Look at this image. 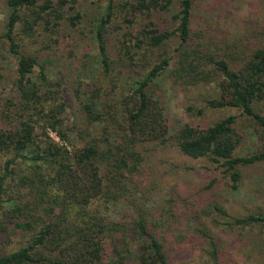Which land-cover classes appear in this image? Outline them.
Returning a JSON list of instances; mask_svg holds the SVG:
<instances>
[{
	"label": "trees",
	"instance_id": "obj_1",
	"mask_svg": "<svg viewBox=\"0 0 264 264\" xmlns=\"http://www.w3.org/2000/svg\"><path fill=\"white\" fill-rule=\"evenodd\" d=\"M107 1L96 31L106 67L105 33L116 0ZM172 2L126 0L123 5L136 13L168 10ZM69 3L74 9L76 0H7L10 13L0 42L6 40L18 58L15 84L20 112L16 125L0 131V153L10 155L4 164V174L0 175V216L1 212L9 213L3 211L9 200L15 226L29 231L31 238L18 250L0 255V264H171L161 236L151 228L153 217L148 206L141 207L140 203L137 206L136 200L144 198L145 204L150 200L137 177L144 161L142 147L170 140L184 155L196 159L209 157L225 167L233 190L241 186L242 167L264 161V149L238 154L245 133L238 127L235 115L208 127L185 124L168 135L155 82L169 69L172 57L168 56L155 63L137 82L133 93L122 100L102 101L95 96L87 102L86 127H79L77 122L65 123L61 82L49 79L37 55L21 50L16 30L22 24L23 33L31 36L42 21L46 29L60 26ZM193 9L194 0H181V9L175 15L178 27L165 31L144 28L147 39H138L136 46L141 48L144 42L161 46L178 34L181 42L171 70L174 81L185 86L211 82L215 73L212 70L216 68L225 76L221 85L230 96L211 99L208 104L216 108H240L243 115L261 127L259 131L264 138V114L258 109L264 102V46L253 49L240 68L231 69L226 56L211 52L207 42L199 34H193ZM70 20L74 24L72 17ZM41 114L44 117H39ZM72 133L84 141L83 146L77 147ZM140 191L141 196L131 199L133 206L138 207L137 215L133 222H126L115 209L122 210L130 203V196ZM219 211L227 214L225 209ZM228 224L258 225L264 230V209L233 217ZM6 228L5 218L0 217V229ZM200 232L206 237L212 264H222L215 236L207 229Z\"/></svg>",
	"mask_w": 264,
	"mask_h": 264
},
{
	"label": "rangeland",
	"instance_id": "obj_2",
	"mask_svg": "<svg viewBox=\"0 0 264 264\" xmlns=\"http://www.w3.org/2000/svg\"><path fill=\"white\" fill-rule=\"evenodd\" d=\"M125 1L114 2V15L105 33L108 67L103 62L96 37L107 0H76L74 9L69 3L60 26L51 25L46 29L42 21L31 36L23 33L22 24L18 25L16 40L21 50L37 55L49 79L61 82L66 106L65 123L73 125L77 122L79 127H86L87 102L95 96L102 101L122 100L133 93L137 82L155 63L168 56L172 57L169 69L155 79L158 84L156 97L164 108L168 135L185 124L208 127L235 115L239 120L238 127L245 133L238 154L263 150L264 138L255 120L243 115L238 107L216 108L208 104L211 99L230 96L227 88L221 85L225 76L216 68L212 70L215 73L211 82L185 86L174 81L171 70L181 42L178 34L161 46L154 47L148 42L141 48L136 46L138 39H147L144 28L165 31L178 27L179 20L175 15L181 9V0H173L168 10L136 13L124 7ZM9 13L7 0H0V34L6 29ZM192 32L207 42L211 52L226 56L231 69L236 70L248 60L253 49L264 46V0H194ZM17 67V56L11 52L9 43L2 40L0 131L13 127L19 120ZM38 71L37 68L35 76ZM258 109L264 114V102ZM51 133L58 139L56 133ZM72 137L73 141L77 140V147L84 145L76 134L72 133ZM142 153L144 161L137 177L150 200L148 204L144 203V198L136 200L137 206H148L150 217H153L151 228L161 236L171 264H212L201 229H207L215 236L222 264H264V230L258 225L228 224L233 217L264 209V161L242 167L241 186L233 190L228 172L221 163L213 162L209 157L196 159L184 155L170 140L165 144L147 143L142 147ZM9 156L0 153V175L4 174V164ZM139 196L141 191L130 196V203L127 202L122 210L115 209L122 213L126 222L134 221L138 207L133 206L131 199ZM5 205L3 211L9 213L1 212L0 216L5 218L7 226L0 229V255L18 250L31 238L29 231L15 226L14 215L9 210L11 202L7 200ZM219 208L225 209L227 214L221 213Z\"/></svg>",
	"mask_w": 264,
	"mask_h": 264
}]
</instances>
